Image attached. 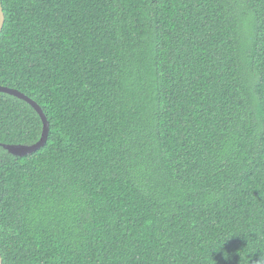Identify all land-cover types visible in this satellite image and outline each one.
Instances as JSON below:
<instances>
[{"label": "trees", "instance_id": "obj_1", "mask_svg": "<svg viewBox=\"0 0 264 264\" xmlns=\"http://www.w3.org/2000/svg\"><path fill=\"white\" fill-rule=\"evenodd\" d=\"M0 1L3 264H264V0Z\"/></svg>", "mask_w": 264, "mask_h": 264}, {"label": "water", "instance_id": "obj_2", "mask_svg": "<svg viewBox=\"0 0 264 264\" xmlns=\"http://www.w3.org/2000/svg\"><path fill=\"white\" fill-rule=\"evenodd\" d=\"M5 23V13L2 6V3L0 1V33L4 27ZM0 92L8 93L10 95L16 96L27 103H29L40 115L43 127H42V135L41 137L34 143L31 144H23V143H4L0 142V146H2L4 149H6L9 153L16 155V156H25L27 154L33 153L34 151L38 150L40 147H43L48 139L49 131H50V122L48 120V117L43 111V108L41 105L31 98L29 95L24 93L23 91H20L19 89H16L14 87L6 86V85H0ZM0 264H3V258L0 251Z\"/></svg>", "mask_w": 264, "mask_h": 264}]
</instances>
